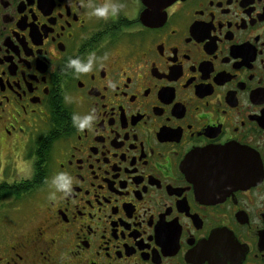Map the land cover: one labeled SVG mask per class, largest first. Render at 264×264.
<instances>
[{
  "label": "flooded vegetation",
  "instance_id": "1",
  "mask_svg": "<svg viewBox=\"0 0 264 264\" xmlns=\"http://www.w3.org/2000/svg\"><path fill=\"white\" fill-rule=\"evenodd\" d=\"M165 2L0 0V264H264V0Z\"/></svg>",
  "mask_w": 264,
  "mask_h": 264
},
{
  "label": "trees",
  "instance_id": "2",
  "mask_svg": "<svg viewBox=\"0 0 264 264\" xmlns=\"http://www.w3.org/2000/svg\"><path fill=\"white\" fill-rule=\"evenodd\" d=\"M36 184L37 181L34 179H23L22 181L12 183L1 182L0 202L2 199L10 198L12 196L20 197L23 193L31 190Z\"/></svg>",
  "mask_w": 264,
  "mask_h": 264
},
{
  "label": "rangeland",
  "instance_id": "3",
  "mask_svg": "<svg viewBox=\"0 0 264 264\" xmlns=\"http://www.w3.org/2000/svg\"><path fill=\"white\" fill-rule=\"evenodd\" d=\"M20 168V166H19ZM16 172V171H15ZM30 173L25 171H18L15 173V178L17 179H27L30 178ZM4 177L1 175L0 181L2 180L1 178ZM6 179V177H4ZM25 199V195H23L21 198L17 199H11L10 198H5L2 199L1 201V207H0V220L4 218H12L14 214L12 215V212L14 211L15 208H18L19 205H22L23 200Z\"/></svg>",
  "mask_w": 264,
  "mask_h": 264
},
{
  "label": "clouds",
  "instance_id": "4",
  "mask_svg": "<svg viewBox=\"0 0 264 264\" xmlns=\"http://www.w3.org/2000/svg\"><path fill=\"white\" fill-rule=\"evenodd\" d=\"M113 11H115V9H113ZM97 12H98L99 14L103 15V13H104V9H97ZM77 63H78V61H76V60H71V61H70V64H73V65H75V64H77ZM92 119H93V117H91V116H86V117L84 118V120L80 122L79 126H80V127L87 126L88 123H89ZM59 178L62 179V180H64V183H62V184H58L57 187H58L59 189H64V190H66V191H70V184H71V180H70V178L67 177V175H66V174H63V173L59 174ZM53 182L55 183V181H53Z\"/></svg>",
  "mask_w": 264,
  "mask_h": 264
},
{
  "label": "water",
  "instance_id": "5",
  "mask_svg": "<svg viewBox=\"0 0 264 264\" xmlns=\"http://www.w3.org/2000/svg\"><path fill=\"white\" fill-rule=\"evenodd\" d=\"M165 1H166L165 3H169L171 0H165ZM165 3H164V4H165Z\"/></svg>",
  "mask_w": 264,
  "mask_h": 264
}]
</instances>
